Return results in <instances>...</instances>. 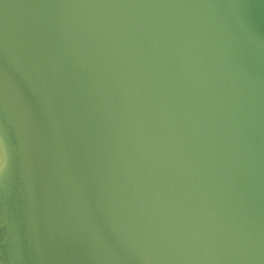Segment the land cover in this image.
Returning <instances> with one entry per match:
<instances>
[{
    "label": "water",
    "instance_id": "water-1",
    "mask_svg": "<svg viewBox=\"0 0 264 264\" xmlns=\"http://www.w3.org/2000/svg\"><path fill=\"white\" fill-rule=\"evenodd\" d=\"M0 264H264V0H0Z\"/></svg>",
    "mask_w": 264,
    "mask_h": 264
}]
</instances>
